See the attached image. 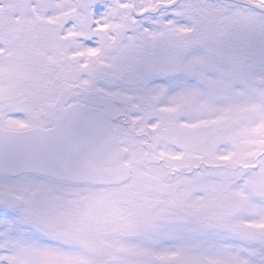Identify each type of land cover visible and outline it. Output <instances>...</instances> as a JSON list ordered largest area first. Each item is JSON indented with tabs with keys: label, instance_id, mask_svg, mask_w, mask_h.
I'll list each match as a JSON object with an SVG mask.
<instances>
[{
	"label": "snow or ice",
	"instance_id": "6c2138e0",
	"mask_svg": "<svg viewBox=\"0 0 264 264\" xmlns=\"http://www.w3.org/2000/svg\"><path fill=\"white\" fill-rule=\"evenodd\" d=\"M0 264H264V0H0Z\"/></svg>",
	"mask_w": 264,
	"mask_h": 264
}]
</instances>
